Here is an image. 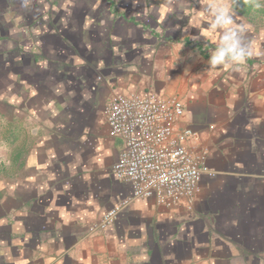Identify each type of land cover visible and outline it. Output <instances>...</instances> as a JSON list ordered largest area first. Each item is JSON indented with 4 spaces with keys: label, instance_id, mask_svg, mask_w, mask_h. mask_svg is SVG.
Segmentation results:
<instances>
[{
    "label": "crops",
    "instance_id": "obj_1",
    "mask_svg": "<svg viewBox=\"0 0 264 264\" xmlns=\"http://www.w3.org/2000/svg\"><path fill=\"white\" fill-rule=\"evenodd\" d=\"M27 1L0 0V264H264L257 6ZM234 42L251 49L243 62L227 51ZM147 90L182 100L189 146L206 153L190 207L132 197L111 171L122 143L104 106Z\"/></svg>",
    "mask_w": 264,
    "mask_h": 264
},
{
    "label": "built area",
    "instance_id": "obj_2",
    "mask_svg": "<svg viewBox=\"0 0 264 264\" xmlns=\"http://www.w3.org/2000/svg\"><path fill=\"white\" fill-rule=\"evenodd\" d=\"M184 104L177 96L152 91L109 96L104 115L111 136L121 140L113 175L130 184L132 197H153L167 207L185 200L190 207L204 173L210 174L204 151L189 143L196 131L182 123ZM125 203L107 210L87 228L92 235L111 225Z\"/></svg>",
    "mask_w": 264,
    "mask_h": 264
},
{
    "label": "rangeland",
    "instance_id": "obj_3",
    "mask_svg": "<svg viewBox=\"0 0 264 264\" xmlns=\"http://www.w3.org/2000/svg\"><path fill=\"white\" fill-rule=\"evenodd\" d=\"M212 2H217V0H212ZM26 3L28 4H35V0H28ZM221 3H224L227 5V7H231L232 10L234 6L240 5L242 7V11H247L250 7L256 9L254 6H257L258 10H255L256 13H258V21L264 20L262 17H264V0H221ZM35 9V8H34ZM3 102L8 101L5 100V97L1 98ZM8 114V111H7ZM4 127V125H3Z\"/></svg>",
    "mask_w": 264,
    "mask_h": 264
},
{
    "label": "clouds",
    "instance_id": "obj_4",
    "mask_svg": "<svg viewBox=\"0 0 264 264\" xmlns=\"http://www.w3.org/2000/svg\"><path fill=\"white\" fill-rule=\"evenodd\" d=\"M225 23H228L229 21L225 20ZM243 31V29H241ZM227 51H230L233 53L234 57L237 60H240L241 62L244 61L245 57L250 56L251 55V49L249 48L247 51H245L244 49H240L237 47V44L234 42L230 48L227 49Z\"/></svg>",
    "mask_w": 264,
    "mask_h": 264
}]
</instances>
